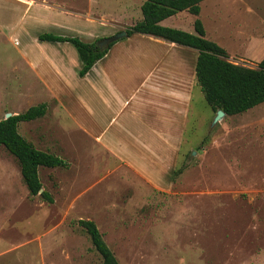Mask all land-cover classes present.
<instances>
[{
	"label": "rangeland",
	"instance_id": "rangeland-1",
	"mask_svg": "<svg viewBox=\"0 0 264 264\" xmlns=\"http://www.w3.org/2000/svg\"><path fill=\"white\" fill-rule=\"evenodd\" d=\"M68 1V9L84 11L83 20L69 16L59 29V21L37 13L20 27L37 36L53 32L99 42L142 18L146 0ZM35 8L50 10L38 0ZM91 12L104 18L88 19ZM22 13L16 1L0 0V120L46 102L47 114L21 121L19 132L68 166L40 167L42 190L54 198L48 202L30 194L18 159L0 145V264H103L79 219L95 221L119 264H264V103L213 123L216 111L190 69L180 143L166 150L164 160L128 163L71 119L68 109L92 126L76 112L65 82L56 89L60 101L46 100L50 91L40 87L20 51L27 46L38 59L63 54L76 76L79 59L65 43L37 39L35 45L28 31H14ZM171 18L166 26L192 33L201 19L206 37L234 64L257 68L264 57V0H204L198 16L182 11ZM99 106L103 118L94 131L107 128L118 140L127 133L140 138L137 126L120 130V121H128L111 123L112 114ZM144 122L138 129L150 128L152 120Z\"/></svg>",
	"mask_w": 264,
	"mask_h": 264
},
{
	"label": "crops",
	"instance_id": "crops-1",
	"mask_svg": "<svg viewBox=\"0 0 264 264\" xmlns=\"http://www.w3.org/2000/svg\"><path fill=\"white\" fill-rule=\"evenodd\" d=\"M14 1L19 4V8L23 11L14 25V31H18L17 29L23 33L28 31L35 45H38L36 41L38 36L20 26L25 21H34L37 13L40 18L44 17L45 20L59 21L55 26L59 29H62L61 25L65 26V21L69 16L82 20L85 16L82 9L73 8L75 11L68 9V6L72 4L68 0H38L40 5L49 7L50 12L48 10L39 12L35 8L37 0ZM131 3L132 0H129L130 5ZM53 4L64 5V8L53 11L54 8L50 7ZM117 4L121 5L120 3ZM89 14L88 19L100 20L104 18V15L100 17L92 12ZM118 14L122 15V12L120 11ZM177 14L162 20L161 24L164 26L167 23L170 24L168 21ZM142 18L140 16L138 21ZM169 27H173L172 24ZM38 41L40 40L38 39ZM41 42L61 43L59 44L61 46L62 43H65L67 52L71 50L74 57L79 59V67L76 71L78 78L74 72L76 67H74V71L72 70L73 74H70L68 58L63 54L38 59V56H34V51H28L27 46L24 52L20 51L24 57L23 60L34 72L33 76L38 77L42 83L40 87H45L46 90L50 91L46 100L56 98L60 101L56 89L58 84L65 82L76 98L74 105L76 112L91 119L92 126L96 125V122H102L103 114L100 112V103H102L104 111H109L112 114L109 115L111 116V123L113 121L114 123L118 122L121 117L128 121L126 123L120 121V130L124 126H137L135 131L139 130L138 134L142 137L139 138L135 133L134 136L130 135L125 131L128 137L118 140L116 136L109 134L107 128L94 131L90 123H82L76 113H72L70 109L66 110L83 132L93 134L95 139L101 141L120 159L132 164L141 163L144 159H154V157H160L164 160L166 150L174 148L180 143V134L185 121L188 119V101L191 99L190 89L187 87L190 80L186 76V71L191 69L194 77H196L195 66L198 57V54L196 56V52L198 53L196 49L159 36L134 33L116 41L108 53L92 67L87 75L80 77L78 71L82 67V62L78 52L77 54L75 52L76 48L74 49L71 43ZM16 44H19L18 39ZM71 77L72 80L68 81ZM73 80L75 81L72 82ZM137 107L142 109L138 112ZM148 119L152 120V123L149 124L150 128L138 129L145 126L144 121ZM146 125L148 126V122Z\"/></svg>",
	"mask_w": 264,
	"mask_h": 264
},
{
	"label": "trees",
	"instance_id": "trees-1",
	"mask_svg": "<svg viewBox=\"0 0 264 264\" xmlns=\"http://www.w3.org/2000/svg\"><path fill=\"white\" fill-rule=\"evenodd\" d=\"M204 0H146L142 6L143 18L128 27V36L145 33L165 38L198 51L195 66L197 84L201 87L207 102L217 112L222 109L226 115L243 113L264 103V57L257 68L240 66L230 62L227 51L215 41L206 37L201 19L194 22L195 33L164 26L161 21L187 10L194 15L201 12ZM40 41L69 42L77 50L82 67L78 71L84 77L102 59L115 42L101 48L97 41L88 42L79 36L43 32ZM48 110L47 103L32 106L22 113L12 114L0 120V145L4 146L19 162L23 181L31 195L40 194L48 202L52 195L42 191L40 167H67L62 157L36 147L19 132L21 121H32L43 117ZM78 224L89 234L92 244L103 258V264H119L114 252L103 238L95 221L79 219Z\"/></svg>",
	"mask_w": 264,
	"mask_h": 264
},
{
	"label": "water",
	"instance_id": "water-1",
	"mask_svg": "<svg viewBox=\"0 0 264 264\" xmlns=\"http://www.w3.org/2000/svg\"><path fill=\"white\" fill-rule=\"evenodd\" d=\"M128 34L126 32V30H122L120 32H117L116 34L110 36V37H106V38H103L102 40H100L98 42L99 46L101 48H104V47H107L110 45V43L112 42H116L124 37H127ZM12 114L11 113H8L6 117H9L11 116ZM226 113L222 110V109H219L217 112H216V116L214 117V120H213V123H216L218 120H220L223 116H225ZM43 190L41 189L40 190V193L42 192Z\"/></svg>",
	"mask_w": 264,
	"mask_h": 264
}]
</instances>
